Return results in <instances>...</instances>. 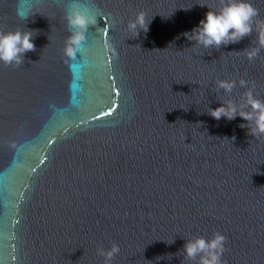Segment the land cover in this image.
I'll return each instance as SVG.
<instances>
[{
    "label": "clouds",
    "instance_id": "1",
    "mask_svg": "<svg viewBox=\"0 0 264 264\" xmlns=\"http://www.w3.org/2000/svg\"><path fill=\"white\" fill-rule=\"evenodd\" d=\"M219 3L218 10H209L205 18L200 20L199 25L184 35L189 41H194V45L207 50H219L222 46L239 43L255 31L258 46L243 50L250 61L255 59L260 49L264 48V20L256 19L259 16V10L248 0H219ZM99 16V11L87 3L75 5L65 12L64 19L67 30L70 32L64 48V55L68 60H75L78 53H81L87 34L90 28L98 24ZM149 23L145 20V14L141 12L136 20L129 22L128 28L138 37L141 30L145 33L148 31ZM33 32L32 30L0 31V62L6 66L16 67L24 64L25 54L36 50ZM247 85L246 80L239 81L240 87L247 88ZM236 86V81L218 80L214 91L222 89L230 94ZM243 99V105H237L232 101L225 103L220 100L221 106L215 109L209 108L207 114L216 120L226 118L229 121L240 116L247 123L239 126L247 128L250 136L255 138L264 136V100L257 98L252 88H248ZM226 239L227 237L220 232L214 233L211 238L193 237L186 240L182 249L175 255L183 256L181 264H185V261H196L197 264H223ZM173 242L174 240L171 243ZM119 251V246L113 244L110 250L98 249V254L105 258L104 264H111L113 257ZM173 255L170 253L167 257L171 259Z\"/></svg>",
    "mask_w": 264,
    "mask_h": 264
}]
</instances>
